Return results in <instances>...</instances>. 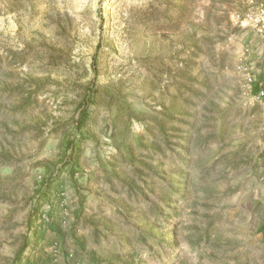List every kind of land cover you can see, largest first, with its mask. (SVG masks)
<instances>
[{"label":"rangeland","instance_id":"374dc122","mask_svg":"<svg viewBox=\"0 0 264 264\" xmlns=\"http://www.w3.org/2000/svg\"><path fill=\"white\" fill-rule=\"evenodd\" d=\"M263 73L264 0H0V264L46 179L25 258L264 264Z\"/></svg>","mask_w":264,"mask_h":264},{"label":"trees","instance_id":"16d2710c","mask_svg":"<svg viewBox=\"0 0 264 264\" xmlns=\"http://www.w3.org/2000/svg\"><path fill=\"white\" fill-rule=\"evenodd\" d=\"M261 91H264V73L261 74L256 82L253 84V94L258 95ZM264 98V96H263ZM89 114L86 109L82 110L80 113V116L78 118V127H82L85 122L88 120ZM53 184L49 183L48 180H44L41 184V189L37 193V198L33 204V207L29 213L27 225L29 232L32 234L31 238H27L25 241L24 246L21 248L19 253L16 255L14 264H54V255L52 253L51 258H49V263H45L43 260L35 259L34 257L30 256L25 258L24 254L25 251L31 247L33 250L38 248L43 242H45L46 238V229H50L53 231L56 235H58L59 238L62 237V228L60 225H57L53 220L52 222L50 219H47V212L45 209V203L49 204L50 201V192L52 191ZM49 217H51V214L49 212ZM259 232L264 236V222L259 227ZM65 237V236H64ZM77 247L79 248L78 254L84 253V256L87 259H78L77 257L79 255H76L75 258H73L72 254L66 255L63 251V254L66 256L67 259H69L68 264H116L117 261L113 260L111 258H106L102 252L99 251H92L89 252L87 250L86 243L84 241H76ZM60 254H61V248ZM71 259V260H70ZM119 262L123 263L124 260L122 258L118 259Z\"/></svg>","mask_w":264,"mask_h":264},{"label":"built area","instance_id":"2783aa9c","mask_svg":"<svg viewBox=\"0 0 264 264\" xmlns=\"http://www.w3.org/2000/svg\"><path fill=\"white\" fill-rule=\"evenodd\" d=\"M247 81V88L248 91L253 95V80L251 78L246 79ZM259 97H263L264 96V91H261L258 94ZM52 253L54 255V264H58L59 263V258H60V249L58 244H55L52 247Z\"/></svg>","mask_w":264,"mask_h":264}]
</instances>
